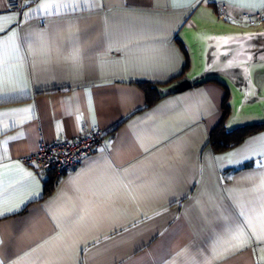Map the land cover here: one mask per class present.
I'll return each mask as SVG.
<instances>
[{
    "label": "crops",
    "instance_id": "1",
    "mask_svg": "<svg viewBox=\"0 0 264 264\" xmlns=\"http://www.w3.org/2000/svg\"><path fill=\"white\" fill-rule=\"evenodd\" d=\"M201 2L264 10L260 0H0L10 29L0 32V212L18 209L0 215L2 264H264V124L217 149L224 85L155 88L186 69L177 33ZM82 129H101L105 143L46 192L54 173L21 157Z\"/></svg>",
    "mask_w": 264,
    "mask_h": 264
},
{
    "label": "water",
    "instance_id": "2",
    "mask_svg": "<svg viewBox=\"0 0 264 264\" xmlns=\"http://www.w3.org/2000/svg\"><path fill=\"white\" fill-rule=\"evenodd\" d=\"M189 67L169 83L156 85L160 96L217 81L229 92V131L264 123V21L243 25L219 17L210 3H199L177 33Z\"/></svg>",
    "mask_w": 264,
    "mask_h": 264
},
{
    "label": "built area",
    "instance_id": "3",
    "mask_svg": "<svg viewBox=\"0 0 264 264\" xmlns=\"http://www.w3.org/2000/svg\"><path fill=\"white\" fill-rule=\"evenodd\" d=\"M9 3L11 7L21 9L25 0H9ZM215 8L219 17L243 25L264 21V10L242 11L233 15L224 2L218 3ZM104 143L105 134L101 129H82L72 137L61 136L52 141H43L37 150L30 151L21 158L38 172L54 170L61 173L77 166L86 155Z\"/></svg>",
    "mask_w": 264,
    "mask_h": 264
},
{
    "label": "trees",
    "instance_id": "4",
    "mask_svg": "<svg viewBox=\"0 0 264 264\" xmlns=\"http://www.w3.org/2000/svg\"><path fill=\"white\" fill-rule=\"evenodd\" d=\"M183 46L186 49V46L184 44H183ZM186 52H187V50H186ZM189 64L190 63H189V57H188V63H187L186 69L189 67ZM185 70H184V72H185ZM144 85H146V84L144 83ZM152 98L153 97L148 94V99L152 100ZM228 99H229V92H227V95L223 101V107H224L223 119L219 122V124L217 126H215L213 128V130L211 132V141L217 149H226V148L233 146L234 144L238 143L244 137L245 134L252 131L255 127L264 124V123H260V124L254 125V126H241L235 130L229 131L225 125L226 118L230 113V107L228 105ZM51 172H53L54 175L51 176L46 182V192H49L52 189V187L54 185V181L57 178L56 171L51 170Z\"/></svg>",
    "mask_w": 264,
    "mask_h": 264
},
{
    "label": "snow or ice",
    "instance_id": "5",
    "mask_svg": "<svg viewBox=\"0 0 264 264\" xmlns=\"http://www.w3.org/2000/svg\"><path fill=\"white\" fill-rule=\"evenodd\" d=\"M31 2H32V0H25L24 7L25 8L29 7V5H30ZM55 6H56L55 3H49L47 5L48 8H52V7H55ZM259 6L261 8H264V0H260ZM22 15L25 16V17H27V16L31 15V13L23 12ZM0 19H3V18H0ZM7 19H8L9 24H11L12 23L11 17H7ZM7 30H10V29H5V27H3L2 25H0V32H5ZM14 211H18V209H7L5 212H0V215H6V214L11 213V212H14ZM258 239L264 240V237H258ZM244 246H245V242L243 240H240V242L237 243L234 247L236 249H239V248H242ZM262 251H264V249H262ZM0 264H2V262H0Z\"/></svg>",
    "mask_w": 264,
    "mask_h": 264
}]
</instances>
